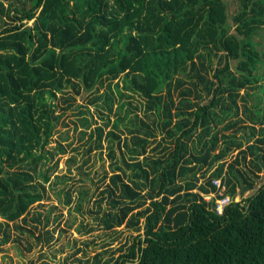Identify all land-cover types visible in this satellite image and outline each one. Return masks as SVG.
Listing matches in <instances>:
<instances>
[{"label":"trees","instance_id":"trees-1","mask_svg":"<svg viewBox=\"0 0 264 264\" xmlns=\"http://www.w3.org/2000/svg\"><path fill=\"white\" fill-rule=\"evenodd\" d=\"M31 1V8L1 7L21 22L0 30V50L8 51L0 53L1 217L27 222L29 208L44 199L37 178L50 179L41 167L59 120L46 94L72 80L93 88L125 74L156 118L155 127L136 118L123 158L134 173L125 180L118 167L103 192L118 209L105 213L107 228L146 219L144 236L114 264H264V184L220 214L215 183L235 199L264 172V111L241 92L260 80L264 52L254 37L264 27V0H240L236 33L224 0ZM35 18V32L23 29ZM155 128L168 143L158 156L148 154ZM247 160L249 169L239 167Z\"/></svg>","mask_w":264,"mask_h":264},{"label":"rangeland","instance_id":"rangeland-1","mask_svg":"<svg viewBox=\"0 0 264 264\" xmlns=\"http://www.w3.org/2000/svg\"><path fill=\"white\" fill-rule=\"evenodd\" d=\"M0 1L3 3L0 6V30L21 24L14 10L8 16L1 7L4 10L13 6L32 7L31 0ZM224 1L229 9L230 31L236 33L233 16L240 8V0ZM37 18L24 20L23 29L35 32L34 26L39 21ZM254 40L264 52V27L258 30ZM34 41L38 44L36 37ZM6 52L0 50L1 54ZM261 58L255 70L260 80L241 92L249 93L248 105L252 109L260 107L264 111L263 55ZM217 60L215 64H218ZM230 64L238 72V60L232 58ZM117 84L124 92L123 97L117 90ZM99 85L89 88L79 84L78 80H72L63 90L46 94L59 119L56 131L46 146L50 160L41 167L44 171L49 170L50 179L45 182L37 178L39 183L44 184L45 196L29 208L25 214L27 222L23 217L7 221L0 215V264H114L121 255L129 252L141 235L144 236L145 217L139 226L126 221L121 226L107 228L105 213L117 212L118 209L108 194L103 192L110 188L111 176L121 172L118 167L126 170V174H122L125 180L134 173L123 158L129 159L124 142L128 140L130 144L133 143L131 130L138 126L136 118H143L155 127L153 120L156 116L150 113V117L146 115V100L131 88V76L127 78L121 74L112 83L106 80ZM107 94L113 101V110L105 101ZM98 127L103 129L101 139ZM250 130L247 128L244 132L249 133ZM110 131H115L117 136L110 134ZM155 134L148 148V154L152 156L160 155L162 148L168 144L165 132L155 128ZM258 136L257 133L252 141ZM160 142L162 145L156 149ZM112 150L115 156H111ZM237 153L238 150L232 152L226 158L227 163H231ZM239 167L249 169L251 166L247 160ZM255 180L256 187L242 196L239 193L235 198L237 201L253 195L264 184V172ZM203 181L205 179L201 177ZM149 202L138 210L144 209Z\"/></svg>","mask_w":264,"mask_h":264},{"label":"built area","instance_id":"built-area-1","mask_svg":"<svg viewBox=\"0 0 264 264\" xmlns=\"http://www.w3.org/2000/svg\"><path fill=\"white\" fill-rule=\"evenodd\" d=\"M216 183V185L219 187V191H218V194L220 195V197H218L217 198V200H216V203H217V211L220 213V214H222L223 212H224V209H225V207L229 204V203H231L233 200H236V199H232L229 195H225V190H226V188H225V186H224V184L222 183V181L219 179V181L217 182H215ZM223 184V185H222ZM217 194H215V195H208V196H205V198L207 199V200H211V198L213 197V196H216ZM237 201V200H236Z\"/></svg>","mask_w":264,"mask_h":264}]
</instances>
